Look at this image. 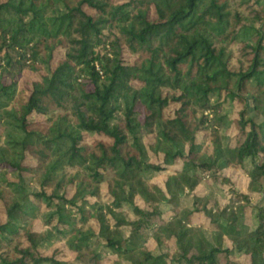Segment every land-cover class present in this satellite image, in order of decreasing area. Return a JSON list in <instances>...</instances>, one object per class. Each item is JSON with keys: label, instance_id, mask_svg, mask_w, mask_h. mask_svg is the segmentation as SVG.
Returning a JSON list of instances; mask_svg holds the SVG:
<instances>
[{"label": "trees", "instance_id": "1", "mask_svg": "<svg viewBox=\"0 0 264 264\" xmlns=\"http://www.w3.org/2000/svg\"><path fill=\"white\" fill-rule=\"evenodd\" d=\"M0 212V264H264V0H0Z\"/></svg>", "mask_w": 264, "mask_h": 264}, {"label": "rangeland", "instance_id": "2", "mask_svg": "<svg viewBox=\"0 0 264 264\" xmlns=\"http://www.w3.org/2000/svg\"><path fill=\"white\" fill-rule=\"evenodd\" d=\"M32 76V74L29 72V73H24L20 79V88H23L24 86L27 85L26 81L28 79H30V77ZM177 107V103H171L170 106L167 108L166 110V113L169 115V114H172L173 110ZM227 110H230L228 108L227 105H224L223 108L221 109V112H226ZM230 112V111H229ZM230 132H233V128L229 129V133ZM143 136V141H150L153 139V133L151 132H145L142 134ZM205 144L207 146H209V141L208 139L205 140ZM210 148V146H209ZM248 167V163H245V166H232V167H229L225 170V174L229 180V184L226 186V188H233L235 190H238L240 192H246L247 190V187H248V177H247V173H246V168ZM164 176L162 175H158V174H155L151 180L161 186H163V179ZM195 191L197 193H206V192H209V193H212L213 195H217L219 196V198L221 199V204H226V203H229L230 201V194L228 193V190L224 191L223 189L220 188H216L215 186H213L212 188H210V190L208 191L206 189V187L202 184L198 185L195 189ZM191 191H187L185 190L183 192V197L186 198V197H189L187 195H190ZM101 195H102V199L105 201L108 199V194L106 193V188H105V185H102L101 186ZM123 211L125 213H129V210H128V207H124L123 208ZM1 213V212H0ZM0 217L2 218L3 215L2 213L0 214ZM194 221L195 222H203L204 224L207 223V218L206 216H203V215H198L197 217H194ZM227 243L230 244V242L228 240H226ZM148 247L150 249H153V248H156V243L154 240H150V242L148 243ZM108 256H109V260L110 262L114 259H116L115 255L111 254V253H108ZM116 264H122V262H116Z\"/></svg>", "mask_w": 264, "mask_h": 264}]
</instances>
